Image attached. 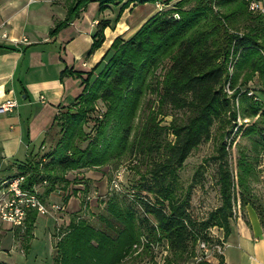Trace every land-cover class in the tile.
Here are the masks:
<instances>
[{
  "label": "trees",
  "instance_id": "trees-1",
  "mask_svg": "<svg viewBox=\"0 0 264 264\" xmlns=\"http://www.w3.org/2000/svg\"><path fill=\"white\" fill-rule=\"evenodd\" d=\"M90 1H97L100 10L120 2L70 0L67 20L76 16ZM123 1L121 3L125 5L128 2L143 4L157 0ZM177 1L181 5L178 9L179 18L167 13L155 14L128 40L116 38L97 75L90 79L89 73L83 80L82 92L73 102L62 106L55 116L54 126L59 119L62 120L67 144L65 148H55L51 152L53 170L64 171L82 165L104 164L127 153L137 163L134 165L136 170L143 166L144 171L139 173V179L129 189L132 193L128 194L130 201L120 198L119 192L107 199L104 212L98 215L97 225L87 221L88 218L70 220L69 231L56 243L54 264H122L135 253L134 245L141 244V237L144 240L142 251L150 250L154 243L165 241L169 255L164 257L163 264L193 263L197 255L198 239L213 242L209 228L221 229L224 239L229 234L233 220L232 191L235 184L240 189L241 205L252 206L264 226L261 208L243 194L248 190L249 166L240 160L235 183L223 147L219 151L220 157L225 159L218 166L222 202L205 217L198 219L191 213L190 192L179 193L178 174V169L190 152L210 138L214 123L226 124L234 117L231 98L224 88V57L229 54L238 56L239 65H247L251 70L264 74V44L261 43L264 38V15L249 12L246 0H218L221 14L213 11L212 0H196V6L190 9L182 8L188 0ZM238 19L244 22L242 34L228 27V24L233 25ZM108 24L107 20L98 23L93 49L101 45L103 30ZM147 48L152 50L149 58ZM163 55L169 57V66L157 90L158 112L165 115L162 108L167 106L174 113H183L184 117L172 115L169 125L160 126L156 121V113L155 116L148 115L130 138V121L139 98L151 87V84L146 86V75ZM76 74L80 75L78 72ZM94 97H102L108 103L104 123L99 124L96 140L89 145L95 150H78L70 146L71 138L76 135V129L91 110L90 101ZM258 113L264 121V107L255 102L251 114ZM110 122L112 129L121 134L106 138L105 150H99L97 142L105 137V128ZM255 130L264 139V130ZM117 146H121V150L114 152ZM35 156H31L25 165L19 166L18 173L6 178L24 174L23 187L30 190L34 184H41L43 180L48 182L49 175L39 176L37 173L38 161ZM51 177L53 184L55 176ZM52 189L51 185L45 189V193ZM39 196L42 197V194ZM36 217L35 210L28 211L22 234L24 239L32 237ZM217 258V263L201 259L197 264H224L223 254ZM0 264L10 263L0 260Z\"/></svg>",
  "mask_w": 264,
  "mask_h": 264
},
{
  "label": "rangeland",
  "instance_id": "rangeland-1",
  "mask_svg": "<svg viewBox=\"0 0 264 264\" xmlns=\"http://www.w3.org/2000/svg\"><path fill=\"white\" fill-rule=\"evenodd\" d=\"M122 1L123 0H120L117 5L121 4ZM123 2H125V0ZM246 2L249 4L247 0ZM154 3L156 9L160 8L159 10L157 9L156 14L167 13L174 16L178 15L177 18H179L178 9H180L181 6L179 1L157 0ZM130 4L137 5L133 2H128L125 5L122 4V7H128ZM158 4L160 7L157 6ZM218 4V0H212L211 5L213 11L221 14L222 8ZM182 6L184 9L193 8L196 6V0L185 1ZM247 10L251 13H259L251 11L248 7ZM240 19L233 22V25L228 24V27L237 34H242L244 31V22ZM116 38L120 40L129 39L117 36L113 41ZM113 41L107 53L110 52ZM261 43L264 44V38L261 40ZM147 51V56L149 58L152 54V50L151 48H147ZM167 52L165 54H167ZM164 55L162 58H158L157 64L151 67L150 72L146 75V86L151 84V87L145 90L143 95L139 98L135 114L130 121L132 126L130 138H132L133 134L141 127L148 115L155 116L156 113V121L160 126L169 125L172 115H176L179 118L184 117L183 113H174V111L167 106L162 108V112L166 113L165 115L158 112L157 90L169 66V57H165ZM224 59L226 63L224 88L231 98V107L234 117L226 124L223 122H215L211 128L210 138L194 148L182 166L178 169L180 182L179 193L184 194L189 190L191 213L198 219L205 217L210 210L219 206L222 202L218 183V166L220 162L223 164L221 160L225 159V157H222L223 159L220 157L221 152L219 150H221L222 147L226 152L224 156L226 155L229 170L234 174L235 183L238 163L243 161L244 165L249 166L250 173L247 176L249 184L248 190L243 194H245L247 198H251L259 208H261L264 215V139H262L259 132L257 133L255 130V128L257 130L259 128V131L261 129L264 130V121L259 117V113L256 115L251 114L255 102L264 107V74L251 70L247 65H239L238 56L229 54L224 57ZM97 73L98 72H96L93 77H95ZM90 102L91 110L88 112L85 120L76 129V135L71 138L70 143V146H75L78 150L82 151H87L89 148L95 150L94 147L89 145L91 141L96 140L97 133L99 132L98 126L104 123L103 120L107 112L108 103L102 97H94ZM111 123L112 122L105 128V137L97 142L99 150H105V144L108 140L106 138L117 134L120 136L121 134V132L117 133V131L112 129ZM63 130L62 120L59 119L51 132L50 140L47 141L44 149L34 157L35 160L38 161L37 173L39 176H45L46 174L50 176L48 182L47 180H43L41 184L37 183L39 194H42L41 198L46 203L62 202V204H64L65 210L56 212V215H60L61 217L58 224L59 229L55 227L56 222L53 217L38 214L32 237L29 240H27V238L24 239L22 236L24 232L23 226V230H20L21 232L16 236L18 237L16 240L19 242L18 247L14 248L10 254L8 251V240H5L6 244L3 242L4 250L1 248L0 250L6 253H1L0 251V260L4 258L14 264H54V258L57 255L56 243L59 238L69 231L70 220L73 218H88L86 219L87 221L93 225H97L98 215L104 212L107 199L113 196L112 194L115 192L120 193L118 194L120 198L124 197L127 198V201H130L128 194L132 193L129 189L132 184L139 179V173L144 171V167L140 166V170L138 169L137 171L134 167L137 163H135L134 158L129 154L127 155V153L122 154L118 158L108 160L104 164L82 165L64 171H55L51 168L53 167L50 163V156H52L51 152H53L55 148H65L64 146L67 144V138L63 134ZM70 146L68 147L71 150ZM70 150L68 151L69 153ZM118 150H121V146H117L114 152ZM52 175L55 176L53 177L55 178L53 184H51ZM16 176H19V174L5 180L13 177L16 178ZM51 185L53 189L49 193H45V189ZM239 190V186L235 184L234 190L232 191V196L234 198L232 206L233 212H237L236 217L240 216V218L244 219L250 229L251 238H261L259 244L264 247L263 236L260 234V228H262V226L259 221L258 213L250 205H241ZM5 191L3 186L0 187V193ZM30 194L36 198V192H30ZM233 217L230 232L228 234V236H230L227 239L225 250L229 254L228 258L232 261L231 264H248L249 261L246 258L243 260L239 258L242 244L238 243L237 229L236 226L234 227L233 225L235 224L236 218L235 216ZM211 231H214L217 235L222 237L224 236L222 230L217 227L209 228V234H211ZM143 241L141 237V244L138 246L134 245V249H136L135 253L128 256L122 264H163L164 257L169 255L165 241L158 242L159 244L154 243L151 245L150 250L142 251ZM217 257L218 255H211L206 260L217 263ZM180 264L183 263L181 262ZM184 264H187V262ZM188 264H197L195 257L193 263Z\"/></svg>",
  "mask_w": 264,
  "mask_h": 264
},
{
  "label": "crops",
  "instance_id": "crops-1",
  "mask_svg": "<svg viewBox=\"0 0 264 264\" xmlns=\"http://www.w3.org/2000/svg\"><path fill=\"white\" fill-rule=\"evenodd\" d=\"M69 3L70 0H0V104L7 99L16 103L11 110L0 113V183L44 149L56 114L82 92L88 74L92 79L103 66L113 39L130 38L157 12L154 2L128 7H122L123 3L109 4L100 10L97 1H90L67 20ZM103 20L109 21L103 30L104 40L93 49L97 25ZM235 218L233 225L238 243L242 244L239 258H246L248 264L264 263L261 238H251L244 219ZM20 230L22 227L0 222V248L4 250L3 242L8 240L11 254L19 245L16 236ZM229 236L224 239L225 245ZM228 257L224 248V264H231Z\"/></svg>",
  "mask_w": 264,
  "mask_h": 264
},
{
  "label": "built area",
  "instance_id": "built-area-1",
  "mask_svg": "<svg viewBox=\"0 0 264 264\" xmlns=\"http://www.w3.org/2000/svg\"><path fill=\"white\" fill-rule=\"evenodd\" d=\"M247 7L253 12H259L264 15V0H249ZM159 6V4L157 5ZM160 7V6H159ZM158 10L160 8H157ZM5 36V34H3ZM25 39V38H24ZM43 99V96H40ZM16 105L15 100L7 99L0 104V113L11 110ZM16 178H24L25 175L19 174ZM16 178L9 179L13 182V189H6L5 192L0 193V222H8L14 227H23L25 225V218L28 211L35 210L39 215H49L54 218L56 225L59 229L60 215L56 212H61L64 209V204L49 202L46 203L39 196L38 184H34L32 189L23 186H16ZM46 182V181H45ZM29 192H36V200H31V204L21 203V196H29ZM237 212H233L236 216ZM213 242L207 243L204 240L198 239L197 255L195 257L198 262L201 259H208L211 255H222L225 248V240L222 236L217 235L214 231L209 234Z\"/></svg>",
  "mask_w": 264,
  "mask_h": 264
},
{
  "label": "bare ground",
  "instance_id": "bare-ground-1",
  "mask_svg": "<svg viewBox=\"0 0 264 264\" xmlns=\"http://www.w3.org/2000/svg\"><path fill=\"white\" fill-rule=\"evenodd\" d=\"M23 180H24V178H16V186H19V185L22 186ZM2 186L5 190H6V188L7 189H13V182H10L9 179L4 180L0 183V187H2ZM31 200H36V198L33 195H31L30 192H29V196H21V203H23V204H31Z\"/></svg>",
  "mask_w": 264,
  "mask_h": 264
},
{
  "label": "water",
  "instance_id": "water-1",
  "mask_svg": "<svg viewBox=\"0 0 264 264\" xmlns=\"http://www.w3.org/2000/svg\"><path fill=\"white\" fill-rule=\"evenodd\" d=\"M178 15H175V17L177 18Z\"/></svg>",
  "mask_w": 264,
  "mask_h": 264
}]
</instances>
